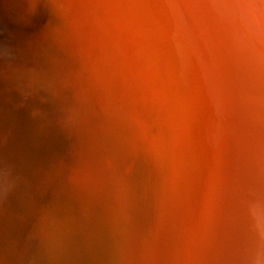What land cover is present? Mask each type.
Wrapping results in <instances>:
<instances>
[{"label": "bare ground", "instance_id": "obj_1", "mask_svg": "<svg viewBox=\"0 0 264 264\" xmlns=\"http://www.w3.org/2000/svg\"><path fill=\"white\" fill-rule=\"evenodd\" d=\"M50 1L65 30L45 56L0 36V264H215V208L237 176L253 191L263 180L264 49L241 51L213 0H147L142 51L169 87L192 93L197 70L202 88L188 138L202 131L203 148L188 177L179 154L160 168L135 134L152 123L157 90L126 71L136 28L121 5Z\"/></svg>", "mask_w": 264, "mask_h": 264}, {"label": "rangeland", "instance_id": "obj_2", "mask_svg": "<svg viewBox=\"0 0 264 264\" xmlns=\"http://www.w3.org/2000/svg\"><path fill=\"white\" fill-rule=\"evenodd\" d=\"M94 1L96 2V4L97 3L100 4V7H103L108 12L109 11L113 12V9H114L113 4H120L121 5L120 6L121 11L123 10V12H122L123 16L125 18H127L128 20H131L134 27L136 28V31L132 32V34H129L126 37L128 40V44H126L124 46V48H125L124 50L125 51L127 50L126 51L128 53L127 58H130V61L128 60L126 62L127 63L131 62V64L128 63L130 65H128V64L125 65L127 68L126 71L128 73L130 72L129 73L130 77L135 78L134 82L136 83V85H139L137 83L139 81H141L139 83L145 84L146 86L148 85V87H149L151 85V82H152L151 86H153V87L150 86V88L151 89L154 88L153 90H157V92L156 91L155 92L153 91V92L158 97V98L156 97V102L159 103V105L156 103V110L154 113L155 115H153V113H152V118L150 117L151 115L149 116L150 118L148 117L149 121L152 122L151 124L149 123V125H146L144 122H142L144 125L142 123H137L136 126L133 125L135 134L138 135L139 140L141 139L140 141H141L142 145H144L145 150L151 149L150 151L153 152V154H150V151H148V153H149L148 158L151 155L153 156V158H155L157 155L159 159L155 158V160L156 161L159 160V161H157V162L155 160L154 161H155V163H158V166L160 165L159 167L161 168L162 160L164 159V158H162V156H164L165 158L167 156L170 159L169 156L171 154V156H172L171 158L173 159V156L176 157L179 154V157H177V158H181L180 160H182V161H183V158H185L184 159L185 161H183V162L184 163L187 162V164H184L182 161L181 162L178 161L181 165L183 164L182 166L179 165L178 162H177V164L182 167V171L184 172V174H187L188 177H190L189 175L192 174V171L195 168L194 166H195L197 160H199V156L196 157V155L198 153L197 151L200 150V147H201V149L203 148L202 131L201 132L199 131V134H198L199 135V141L197 143L196 142L193 143L194 141L192 142L188 138L190 128L193 125L195 126V124H196V126L199 124V123H197V119L200 120L199 122H201V117H202L203 112H204L202 88L199 84V78L197 77L198 71L196 70L194 73V76L196 75L195 81H197V83L195 85L193 92L191 91L192 93H189V91L188 92L186 91V89L188 90L186 84H184L179 90H176L174 88L169 87L168 84L166 83V80L164 78V74L162 73V70H161V68H163L162 63L161 62H160V64L157 63V61L149 54V52L147 50L142 51L143 48H141V45L148 41L147 40L148 38L145 36L150 31V26H151L152 18H153L147 0H114L115 2L113 0H94ZM111 3H113V4H111ZM54 8L55 7L53 6V4L50 0H25V1L24 0H0V15H2V17H0V20L2 21V22L0 21V24H2V25H0V36H1V38L3 39V41L7 42V44L8 43L10 44V42L15 43V44H18L17 45L18 47L21 46L20 47L21 49H26L25 51L35 52V53H38L40 55L42 54L45 56L49 52L48 49H50L52 47V45L57 43V40H59V38L64 35V30H65V29H63L64 27H61V22H60L58 12L56 11V9L54 10ZM5 14L7 15V17L9 15L10 16L7 18ZM3 15L5 17H3ZM20 17H21V19H20ZM12 19L15 21H13ZM11 22H12V25H11ZM50 23L52 24V26L50 25ZM17 24H19V26H21V28ZM30 26L32 27V29ZM27 27H28V29L25 30V28H27ZM19 29H20V31H19ZM112 29H113V31H112L113 37L115 36L114 38L116 39V37H118V34L116 33L118 31V29L115 26ZM27 30H29L30 32ZM10 32H11V34H10ZM17 32H18V34H17ZM25 33H26V35L28 33V35L26 36ZM18 35H20V36H18ZM14 36L19 37V38H16ZM57 37H59V38H57ZM26 38L28 39V41L26 40ZM116 40L119 41L118 39H116ZM24 42H26V43L24 44ZM19 44H20V46H19ZM74 44L76 45V43H74ZM22 45H25V46L27 45V46L25 48V46L22 47ZM76 47H77V45H76ZM128 50H129V52H128ZM142 63H143V65H142ZM140 64H141V67H140ZM144 64H145V66H144ZM127 66L128 67L130 66L131 69H129ZM138 67H140V69ZM156 68H158V71H156ZM147 69H148V71H147ZM139 70L141 72H139ZM134 72H136V73H134ZM147 82H150V83L147 84ZM154 85L157 88H155ZM103 93L107 94L108 93L107 89L104 90ZM187 93L190 96H188ZM177 97L180 98L181 100L178 99ZM157 99H159V100H157ZM178 100L181 102H179ZM179 103L183 104V107L182 106L180 107ZM178 104H179V106H178ZM166 110L168 112H166ZM182 114L184 115V117H182L183 116ZM157 115H159V116H157ZM173 115H176V116L172 117ZM141 118H143V117H141ZM154 118H156V120H154ZM168 118H170V119H168ZM171 118H173V119L175 118L174 122ZM177 119H178L179 124H177ZM152 120H154L155 123ZM157 120H158V122H157ZM170 122H172V123H170ZM174 124H176V125H174ZM173 125L176 127V129ZM145 126H146V128H144ZM171 126H172V128L174 127L175 132H173V129L170 128ZM148 128H149V132H148ZM153 128L161 129V131L158 130L159 131L158 132L156 129L152 130ZM178 128H180V129H178ZM162 129H166V132H164V130H162ZM177 129L179 130V132ZM181 129H182L183 133H181L182 132ZM186 129H187V131H186ZM196 129L198 130V127H196ZM138 132H140V133H138ZM177 132H178V134L180 133L179 134L180 136L177 134ZM163 133H167V134L165 135ZM175 133H176V135H175ZM140 134H142V135H140ZM153 134H155V135L153 136ZM161 134H163V135L161 136ZM181 134H182V136H181ZM167 135L170 137L168 138ZM171 135H173V137L178 138V140H174L176 138H173ZM177 136L180 137V140H179V137H177ZM153 137L154 138L156 137L157 142L153 143L156 140V139L154 140ZM159 137H160V139H159ZM165 138H167L166 140H168V143H167V141L166 142L164 141ZM170 138L171 139L173 138V140H171L172 143L169 141ZM184 138H185V141H184L185 143L183 142ZM181 139H183V140L181 141ZM146 140H148V141H146ZM150 140H152V142ZM145 141L149 146L151 145L150 147L148 146L149 148L147 147L146 144H144ZM175 141L178 142V143H175V144H178L177 146L174 145ZM166 143L168 145L170 144L169 145L170 147H168V149H167L168 145ZM179 144H181V146L183 144L182 149L184 148L183 150L180 148V150H179L180 152H178V150L176 149V147L179 148L178 147V146H180ZM184 144H186V145L184 146ZM160 145H162L161 148H160ZM172 146H174V147H172ZM169 148H171V149H169ZM165 149H166V152H164ZM168 150H169V153L171 151L173 153L175 152L174 155L172 152L170 154H168L167 153ZM176 150H177V153H176ZM158 151L160 153H158ZM182 153L191 154V155L188 157H184L183 155H180ZM160 161H161V164H159ZM185 165L187 166V169H185L186 168Z\"/></svg>", "mask_w": 264, "mask_h": 264}, {"label": "water", "instance_id": "obj_3", "mask_svg": "<svg viewBox=\"0 0 264 264\" xmlns=\"http://www.w3.org/2000/svg\"><path fill=\"white\" fill-rule=\"evenodd\" d=\"M262 179L259 188L253 191V184L237 176L238 190L230 195L225 191L215 208V264H264V238L253 229L248 214L250 201L264 202V169ZM243 186L248 190H242L245 198L238 193Z\"/></svg>", "mask_w": 264, "mask_h": 264}, {"label": "clouds", "instance_id": "obj_4", "mask_svg": "<svg viewBox=\"0 0 264 264\" xmlns=\"http://www.w3.org/2000/svg\"><path fill=\"white\" fill-rule=\"evenodd\" d=\"M213 4L241 51L264 49V0H213ZM248 214L253 229L264 238V202L250 201Z\"/></svg>", "mask_w": 264, "mask_h": 264}]
</instances>
